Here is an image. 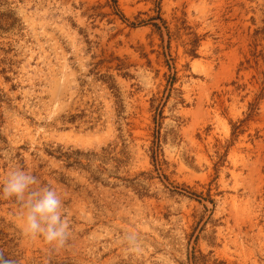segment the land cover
Instances as JSON below:
<instances>
[{
  "label": "rangeland",
  "instance_id": "1",
  "mask_svg": "<svg viewBox=\"0 0 264 264\" xmlns=\"http://www.w3.org/2000/svg\"><path fill=\"white\" fill-rule=\"evenodd\" d=\"M17 167L70 236L0 196L5 264H264V0H0V186Z\"/></svg>",
  "mask_w": 264,
  "mask_h": 264
},
{
  "label": "clouds",
  "instance_id": "2",
  "mask_svg": "<svg viewBox=\"0 0 264 264\" xmlns=\"http://www.w3.org/2000/svg\"><path fill=\"white\" fill-rule=\"evenodd\" d=\"M0 196L15 198L24 211V232L42 237L53 246H63L70 236V225L63 215V203L57 191L22 168H14L0 186ZM0 264H5L0 257Z\"/></svg>",
  "mask_w": 264,
  "mask_h": 264
},
{
  "label": "trees",
  "instance_id": "3",
  "mask_svg": "<svg viewBox=\"0 0 264 264\" xmlns=\"http://www.w3.org/2000/svg\"><path fill=\"white\" fill-rule=\"evenodd\" d=\"M189 262L190 264H207L206 261H204V258L201 256L195 255V252L193 253L192 257H189Z\"/></svg>",
  "mask_w": 264,
  "mask_h": 264
}]
</instances>
